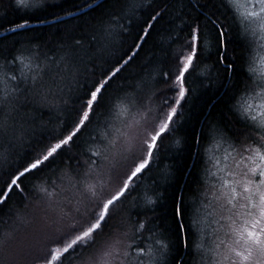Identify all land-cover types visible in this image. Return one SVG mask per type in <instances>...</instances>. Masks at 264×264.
<instances>
[{
    "label": "snow or ice",
    "instance_id": "snow-or-ice-1",
    "mask_svg": "<svg viewBox=\"0 0 264 264\" xmlns=\"http://www.w3.org/2000/svg\"><path fill=\"white\" fill-rule=\"evenodd\" d=\"M14 3L44 13L35 23L55 31L41 35L31 18H22L6 29L20 39L8 55L0 48V213L13 195L23 205L17 208L22 216L0 215V264H189V258L191 264H264V0H81L67 11H51L58 5L48 0ZM65 16L77 23L70 27ZM176 18L184 25L182 39L172 36ZM121 34V46L128 47L115 56L112 39ZM156 48L164 53L163 83L175 95L163 92L154 110L143 96H130L133 85L123 81L135 61L155 59ZM53 51L58 60L49 55ZM207 60L215 80L201 85L223 90L227 112L207 122L206 134L202 129L192 137L197 145L207 140L223 146V164L217 160L209 174L215 182L202 193V217L179 223L174 235L165 230L166 236L155 209L163 195L159 183L153 181L143 207L133 193L151 172L165 135L174 131L177 108L193 91L189 77L204 76L197 68ZM117 102L138 119L125 120V130L117 129L120 135L112 139L106 117ZM39 108L55 112L58 127L36 136ZM89 126L84 143L104 145L91 153L99 159L85 165L68 156L76 161L66 165L74 182L54 192L36 188L37 179L57 188L51 177ZM21 145L27 150L18 151ZM163 179L173 190L172 217L183 221L189 206L175 188V174ZM113 182L119 186L103 196ZM34 191L44 194L47 206L34 205Z\"/></svg>",
    "mask_w": 264,
    "mask_h": 264
},
{
    "label": "trees",
    "instance_id": "trees-1",
    "mask_svg": "<svg viewBox=\"0 0 264 264\" xmlns=\"http://www.w3.org/2000/svg\"><path fill=\"white\" fill-rule=\"evenodd\" d=\"M49 4L58 5L57 8L51 11H67L73 9L81 0H50ZM139 11H144L140 9ZM44 13H37L35 10L16 8L14 0H4L3 6H0V48L4 49V55H8V48L13 43L14 40L20 39L18 36H14L11 32H7L6 29L12 26L14 23L19 22L22 18H31L32 27L37 30H43L41 35H45L50 31H55V29H50L48 25L36 24L35 21L38 16H42ZM79 16V13L77 14ZM66 21L69 22V26L75 25L77 23L72 17L65 16ZM127 24V21H123ZM184 25L182 20L179 18L175 19V32L172 33L173 38L182 39L184 32L180 31ZM157 27H160L159 25ZM134 30V28H133ZM25 32L26 30H19ZM124 34L116 35L112 39V49L111 51L115 56H119L128 47V44H123L121 46L122 40L125 39ZM90 39V38H89ZM159 40V38H157ZM168 40L167 35L164 37V46L167 47ZM130 43V41L128 42ZM153 41H149L145 45V49L152 47ZM87 46V42H86ZM179 45L173 44L172 48L175 49ZM240 54L241 50H237ZM231 52L229 55L231 56ZM49 55L53 57V60H58L59 53L50 52ZM83 55V54H82ZM144 54L141 53V56ZM207 55V53H206ZM164 59V53L160 48L155 49V59L151 60L149 63H145L144 60L138 59L126 70L125 75L130 76V79L123 81L125 85L132 84L133 88L129 89V95L139 94L147 99V96L157 97L161 100V94L167 92L165 84L163 83L162 69L164 65L161 61ZM215 57L213 55L212 60ZM212 60H207L206 63H202L198 66L197 72H204V76H197L193 73L189 77V87L193 91L186 97V100L182 102V107L174 117V123L171 128L174 129L169 134L165 135L163 139V147L160 149L158 155L153 160L151 165V172L146 173L143 180L140 181V187L137 189L133 195L139 193L140 200L139 203H144V198L148 196L153 189V181L159 183L158 193H162L160 201L155 206L156 214L159 216V224L161 226V232L164 235H168L165 230H171L174 235L176 228L179 223H184L188 225L193 222L194 218H197V212L200 209V203L202 200V193L205 189V183L200 186L196 183V178H200L201 181H207L209 179L208 172L206 173L204 169L206 168L207 152L213 150L215 153L218 151H223L224 147L218 143H209L207 140H202L200 145L195 144L192 134L193 132L199 133L202 129L205 134L207 133L206 124L210 119H217L218 114L221 112H227V108L224 104L226 99L223 95V90L216 91L215 85L205 89L201 85L209 84L211 80H215V69L212 67ZM84 62L87 64L88 69H91L92 63L89 61L87 56H84ZM55 68V65H53ZM61 69L64 67L60 66ZM80 71H84V67L81 65ZM68 92L69 89L65 88ZM168 95L174 97V93L167 92ZM174 103V99L171 101ZM117 106L119 102H117ZM30 111V109H29ZM114 111V109H113ZM112 111V113H113ZM34 115L36 116L35 135H46L51 130L58 127L56 121L55 112H49L47 108H39ZM112 115V114H111ZM111 115L106 117L107 121L110 119ZM52 119V123L48 125L47 128H42L41 122L48 121ZM238 126V125H237ZM92 126H89L85 130L84 134L77 140L78 147H74L71 152H67L64 164L61 165V170L52 176V181L55 182L57 188H53L51 185L46 184L43 179H37L33 183L36 188L47 187L49 192L57 190L60 185L62 186V175L69 173V169L66 165L75 164V160H69L67 157L75 154L78 159L84 164H90L91 160H96L97 157L91 155L92 152H96L99 149L100 143H84L88 139V133L92 132ZM100 136L101 133L105 131L104 127L98 129ZM26 145H21L18 151H25ZM59 163V161H58ZM179 170V172H177ZM175 174V179L173 183L175 188L178 190V194L183 195L185 198V203L189 206V214L185 217L183 221L174 220L172 217V207H171V196L172 189L169 188L168 183H166L163 177L166 174ZM184 173H190V175H185ZM42 192L34 191L33 196L37 197L41 195ZM155 198V197H153ZM131 199V198H130ZM23 205L20 204L19 198L13 195L12 200L9 205L2 210L0 215H3L4 219H8L9 216L23 215L22 212H17V208H22ZM135 209H133V213ZM11 223V221H9ZM198 227V226H197ZM195 231V229H194ZM189 264H191V258H189Z\"/></svg>",
    "mask_w": 264,
    "mask_h": 264
},
{
    "label": "rangeland",
    "instance_id": "rangeland-1",
    "mask_svg": "<svg viewBox=\"0 0 264 264\" xmlns=\"http://www.w3.org/2000/svg\"><path fill=\"white\" fill-rule=\"evenodd\" d=\"M48 1H50V0H48ZM144 105H145V107H152L155 110V109H158L161 106V100H158L157 97L147 96V99H144ZM180 109H181V107L177 108V113H179ZM133 119H138V117L136 116L135 110H133L131 113H126V112H123V111L120 110V106H117L114 109L110 119L108 120V124H107V130H108V132H110L112 139H117L119 137L120 132L117 131V129H119L121 131L125 130L124 129V123H123L125 120H127L128 122H131ZM104 133H105V131L101 133L102 137H103ZM103 149H104V145L102 143H100L99 144V149L97 151H103ZM137 154H139V152H137ZM206 155H207V158H208V160L206 162V164H207L206 168L208 169V174H210L212 171H215V165H216V161L217 160H219L221 162V166H222L223 158H224V155H225V151L223 150V151H218V152L215 153L213 150H211V151L209 150V152H207ZM97 159H99V158H97ZM85 165H88V163L85 164ZM84 170L85 169H81V172L83 173ZM61 181H62V186L60 185L59 188H66V187H68L70 181L74 182L72 180V177L69 174H67V173L62 175ZM214 182H215L214 178L209 175V179L206 181L205 189L210 187L211 184H213ZM118 186L119 185H118L117 182H113L101 194L103 196H107L109 192L115 191V189ZM205 189H204V191H205ZM54 191H56V190H54ZM54 191H52V192H54ZM38 198H39L38 200H36V199L34 200V202H33L34 205L38 204L41 207L47 206L49 201L44 196L43 193L41 195H39ZM56 198L57 199H61L62 196L56 197ZM202 199H203V197H202ZM201 202H202V200H201ZM143 205H144V203L140 204L141 207H143ZM197 217H202V213H201L200 209L197 212ZM205 230L209 231L207 228ZM207 242L210 243V240L207 241Z\"/></svg>",
    "mask_w": 264,
    "mask_h": 264
},
{
    "label": "bare ground",
    "instance_id": "bare-ground-1",
    "mask_svg": "<svg viewBox=\"0 0 264 264\" xmlns=\"http://www.w3.org/2000/svg\"><path fill=\"white\" fill-rule=\"evenodd\" d=\"M51 180H53L52 178H51ZM44 181V180H43ZM45 182V181H44Z\"/></svg>",
    "mask_w": 264,
    "mask_h": 264
}]
</instances>
